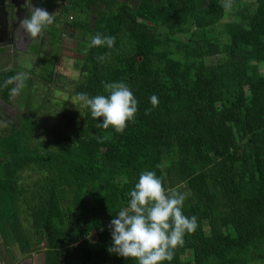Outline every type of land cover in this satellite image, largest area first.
Segmentation results:
<instances>
[{"label": "trees", "instance_id": "trees-1", "mask_svg": "<svg viewBox=\"0 0 264 264\" xmlns=\"http://www.w3.org/2000/svg\"><path fill=\"white\" fill-rule=\"evenodd\" d=\"M224 2L108 4L92 35L115 44L88 48L71 92L107 95L103 83L124 82L138 111L121 133L84 104L56 127L27 116L3 133L0 237L10 254L46 242L44 264H137L109 252V225L151 170L187 193L183 213L197 217L163 264H264V0Z\"/></svg>", "mask_w": 264, "mask_h": 264}, {"label": "flooded vegetation", "instance_id": "flooded-vegetation-1", "mask_svg": "<svg viewBox=\"0 0 264 264\" xmlns=\"http://www.w3.org/2000/svg\"><path fill=\"white\" fill-rule=\"evenodd\" d=\"M111 1L31 0L33 6L54 12L55 21L42 36L30 39L18 28L19 20L29 14L25 0H0V85L10 73L15 75L24 70L30 77L26 87L18 95L10 96L9 101L5 99L4 87L0 86V122L3 123L0 137L7 129L21 126L24 117L35 121L40 116L57 115L59 121L62 113L79 108L78 99L70 92L79 81L81 61L89 48L88 37L98 17L103 14L108 17ZM115 1L134 8L142 0ZM202 1L204 7L209 3V0ZM55 99L60 100V105L52 103ZM38 247L43 250V245ZM5 251L8 252L0 249V257ZM10 256L12 264H26L25 256L12 253Z\"/></svg>", "mask_w": 264, "mask_h": 264}, {"label": "clouds", "instance_id": "clouds-1", "mask_svg": "<svg viewBox=\"0 0 264 264\" xmlns=\"http://www.w3.org/2000/svg\"><path fill=\"white\" fill-rule=\"evenodd\" d=\"M28 15L19 20L18 28L30 39L42 36L44 31L55 21L54 12L42 7H35L31 0H25ZM226 9L232 7V0H225ZM88 47L112 48L115 37L96 33L89 35ZM100 61L103 56L98 57ZM28 71H18L7 77L2 87L14 85L10 95H18L29 79ZM103 83V82H102ZM107 95L97 94L89 97L79 93L78 101L90 109L92 118H103L98 126L108 129L110 126L121 133L129 121L134 120L138 111V101L131 89L124 82L103 83ZM153 107L159 99L154 94L150 98ZM151 109H147V114ZM167 164H158L157 168ZM126 207L121 208L110 221L112 246L109 252L125 258L134 259L137 264H163L173 259L174 250L184 243V235L193 233L197 228V217H188L183 213L186 192L179 188H165L163 180L156 172L142 171L134 188L129 192ZM44 248V246H43Z\"/></svg>", "mask_w": 264, "mask_h": 264}, {"label": "water", "instance_id": "water-1", "mask_svg": "<svg viewBox=\"0 0 264 264\" xmlns=\"http://www.w3.org/2000/svg\"><path fill=\"white\" fill-rule=\"evenodd\" d=\"M44 249L41 252H37L32 255L26 256L23 260L26 264H31L33 261H38L39 264H44L45 260V247L46 242L43 243ZM1 260L4 264H12L11 256L10 254L5 251L3 254L1 253Z\"/></svg>", "mask_w": 264, "mask_h": 264}, {"label": "rangeland", "instance_id": "rangeland-1", "mask_svg": "<svg viewBox=\"0 0 264 264\" xmlns=\"http://www.w3.org/2000/svg\"><path fill=\"white\" fill-rule=\"evenodd\" d=\"M70 92V91H69ZM70 94H72L71 92H70ZM59 102H60V100L59 99H55V100H52V103H54V105H60L59 104ZM78 106H79V108H78V110H81L82 109V107H83V102H78ZM37 120H39V122H40V126H42V124H49L50 126H53V127H56L57 125H58V117H57V115H55L54 117H51V118H47L46 116H43V117H41L40 116V118H38ZM1 124V123H0ZM0 126H2V124L0 125ZM46 126H48V125H46ZM44 127V126H43ZM39 135H40V137L41 138H43V137H45L46 135H48L47 133H44V131L46 132L47 130L45 129V127L42 129V127L39 129ZM50 136H52V135H50ZM51 138V141L53 140V137H50ZM52 143V142H51ZM43 244V243H42Z\"/></svg>", "mask_w": 264, "mask_h": 264}, {"label": "crops", "instance_id": "crops-1", "mask_svg": "<svg viewBox=\"0 0 264 264\" xmlns=\"http://www.w3.org/2000/svg\"><path fill=\"white\" fill-rule=\"evenodd\" d=\"M1 124H3L2 122H0ZM0 124V125H1ZM1 127V126H0ZM43 243V242H42ZM41 245H43V244H41ZM13 248H12V250H13V256H20V255H22L21 257H26V256H28V255H32V254H35L36 252H37V250H33L32 252H30V253H27V254H21L19 251H18V249H17V247L14 245V246H12ZM2 248H5L6 249V246L4 245V243H3V241H2V239H1V237H0V249L2 250ZM44 249V248H43ZM42 251V250H41ZM41 251H39V252H41ZM20 253V254H19ZM36 263V261H33V262H31V264H35Z\"/></svg>", "mask_w": 264, "mask_h": 264}, {"label": "built area", "instance_id": "built-area-1", "mask_svg": "<svg viewBox=\"0 0 264 264\" xmlns=\"http://www.w3.org/2000/svg\"><path fill=\"white\" fill-rule=\"evenodd\" d=\"M93 234H95V233L93 232ZM0 264H3V263H2V260H1V257H0Z\"/></svg>", "mask_w": 264, "mask_h": 264}]
</instances>
